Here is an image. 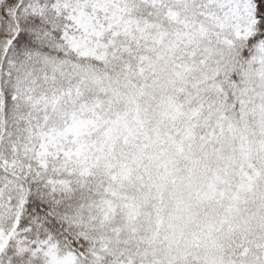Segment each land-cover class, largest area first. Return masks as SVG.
<instances>
[{"label": "snow or ice", "instance_id": "snow-or-ice-1", "mask_svg": "<svg viewBox=\"0 0 264 264\" xmlns=\"http://www.w3.org/2000/svg\"><path fill=\"white\" fill-rule=\"evenodd\" d=\"M0 264H264V0H0Z\"/></svg>", "mask_w": 264, "mask_h": 264}]
</instances>
